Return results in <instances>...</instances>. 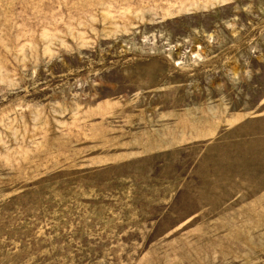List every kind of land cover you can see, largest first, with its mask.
<instances>
[{"label":"rangeland","instance_id":"374dc122","mask_svg":"<svg viewBox=\"0 0 264 264\" xmlns=\"http://www.w3.org/2000/svg\"><path fill=\"white\" fill-rule=\"evenodd\" d=\"M0 264H264V0H0Z\"/></svg>","mask_w":264,"mask_h":264}]
</instances>
